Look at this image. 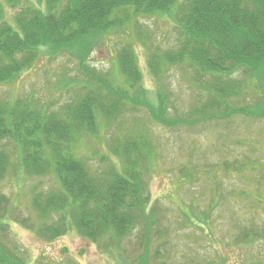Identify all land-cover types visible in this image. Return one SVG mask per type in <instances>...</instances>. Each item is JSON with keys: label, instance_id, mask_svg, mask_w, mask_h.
I'll list each match as a JSON object with an SVG mask.
<instances>
[{"label": "rangeland", "instance_id": "obj_1", "mask_svg": "<svg viewBox=\"0 0 264 264\" xmlns=\"http://www.w3.org/2000/svg\"><path fill=\"white\" fill-rule=\"evenodd\" d=\"M30 1L40 7L44 0ZM17 12L6 7V20L13 23ZM137 24L150 35L146 45L136 37L133 25L99 40L85 60L88 75L68 54L53 59L42 55L18 81L0 86V99L29 102L31 107L51 113L61 111L99 78L127 88L118 56L129 42L137 56L142 87L149 93L147 102L158 103V94L163 92L169 98L167 116L185 123L160 124L145 108L148 103L134 104L115 121L98 113V132L75 139L72 145L79 158L102 171L111 163L123 166L122 159L108 148L112 137L135 135L149 141L144 178L151 219L143 220L115 246L93 243L74 228L62 237L46 240L34 226L39 220L33 199L38 191L54 190L55 179L51 174L17 172L18 149L11 139H5L0 142V152L9 157V168L0 178V196L7 199L2 207L9 217L0 218L4 226L0 243L28 264H264V117L240 112L202 120L213 110L204 107L209 94L200 88L205 84L195 79L194 69L187 64L165 66L161 80L150 69L148 49L176 48L177 32L170 21L163 16L142 17ZM248 79L241 98L232 99V107L257 103L262 91ZM233 80L243 77L236 74ZM2 214L0 208V217ZM255 233L260 237H254Z\"/></svg>", "mask_w": 264, "mask_h": 264}, {"label": "trees", "instance_id": "obj_2", "mask_svg": "<svg viewBox=\"0 0 264 264\" xmlns=\"http://www.w3.org/2000/svg\"><path fill=\"white\" fill-rule=\"evenodd\" d=\"M6 7L18 9L13 23L5 18ZM155 16L167 18L177 32L175 49H148L150 69L157 80L165 66L187 64L194 69L195 79L205 84L200 88L209 94L204 107L213 111L202 120L240 112L264 117V0H44L40 7L30 0H0V86L18 81L42 55L53 59L68 54L88 75L85 60L92 46L129 25L146 45L150 35L137 21ZM133 49L126 42L118 56L127 88L99 78L61 111L51 113L31 107L29 102L0 99V142L11 139L15 143L17 172L51 174L55 179L54 190L38 191L33 199L39 220L34 226L46 240H55L74 228L91 242H105L110 247L129 236L143 220L151 219L144 178L149 167V141L135 135L112 137L108 148L122 159L123 166L111 163L102 171L79 158L72 145L75 139L98 132V113L111 122L134 104L148 103L145 108L160 124L185 123L167 116L169 98L163 92L158 94V103L147 102L149 93L142 87ZM236 74L243 80L234 81ZM246 78L252 79L262 94L254 106L232 107V99L241 98ZM7 168L9 157L0 152V178ZM3 202L7 199L0 196V218L7 219L9 211L2 207ZM261 234L264 237V229ZM0 264L28 263L0 243Z\"/></svg>", "mask_w": 264, "mask_h": 264}]
</instances>
